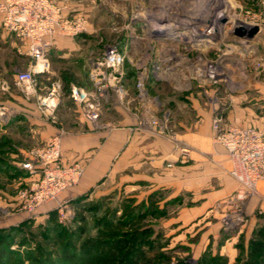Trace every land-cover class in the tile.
<instances>
[{"label":"rangeland","instance_id":"1","mask_svg":"<svg viewBox=\"0 0 264 264\" xmlns=\"http://www.w3.org/2000/svg\"><path fill=\"white\" fill-rule=\"evenodd\" d=\"M58 1L86 16L88 29L73 53L45 58V70L34 72L32 83L16 80L33 62L0 26V159L11 162L0 164V264H264V253L252 246L264 247V215L258 204L249 208L257 193L237 201L233 192L190 216L187 211L197 206L190 196L169 198L162 190L149 193L146 185L133 191L113 174L74 197L69 191L84 167L63 163L60 148V165H80L81 176L56 199L37 203L44 169L31 155L60 139L57 134L40 142L34 118L54 116L59 100L66 110L74 103L71 86L96 92L91 76L102 79L92 126L108 117L109 130L116 128L115 90L119 95L121 85L132 86L135 129L169 136L177 152L182 144L159 116L160 106L191 114L202 108L212 114V124L219 117L223 125H229L225 118L233 105L263 115L252 99L264 93V0ZM211 13L218 14L216 21ZM251 25L258 27L251 39L236 34ZM110 46L123 57L115 69L103 64ZM50 68L61 80L60 91L44 97L41 90L55 79L44 75ZM50 95L55 107L46 110L42 103ZM154 104L156 112L148 108Z\"/></svg>","mask_w":264,"mask_h":264},{"label":"crops","instance_id":"2","mask_svg":"<svg viewBox=\"0 0 264 264\" xmlns=\"http://www.w3.org/2000/svg\"><path fill=\"white\" fill-rule=\"evenodd\" d=\"M4 33L20 43V50L24 49L20 41ZM80 37H83L82 34L72 39H59L45 53V58L51 61L55 56L73 53L76 40ZM47 74L55 79H52L51 88L43 87L41 91L44 97L49 90L57 95L61 80L52 68L44 72V75ZM120 88L119 95L115 90L118 102L114 121L118 126L112 130L108 128V117H101L98 125L94 127L83 117L76 103L71 102L65 110V105L60 100L54 116L34 118L40 142L60 134L63 163L83 164L84 173L79 183L70 189V195L81 196L94 188L100 180L114 174L118 182L130 186L133 191L139 189L141 192L146 185L149 193L162 190L169 198L182 196L186 199L190 196V203L197 206L190 208L187 213L197 215L216 202L225 200L237 189L238 183L228 174L230 160L224 148L214 142L210 111L196 108V112L191 114L193 111L175 109L171 112L166 106L163 105L162 109L160 106L159 116L168 120L166 126L175 128V141L190 149L188 159L182 160L169 136L159 135L151 128L147 131L135 129L137 119L134 88L128 85H121ZM260 94L252 100L259 102L264 111V93ZM156 107L157 104H154L148 108L156 112ZM245 110L239 112L233 105L228 110L225 122L232 126L253 127L264 131V112L257 116L252 108ZM241 114L250 119L240 118ZM0 160L3 161L0 164H11L9 159ZM20 179L28 180L25 176ZM257 204L260 214L264 215V182H260L257 196L250 200V210Z\"/></svg>","mask_w":264,"mask_h":264},{"label":"built area","instance_id":"3","mask_svg":"<svg viewBox=\"0 0 264 264\" xmlns=\"http://www.w3.org/2000/svg\"><path fill=\"white\" fill-rule=\"evenodd\" d=\"M0 26L8 34L23 44L22 53L32 60L31 67L16 74L19 83H32L34 72L45 70V53L59 39H72L87 32L88 20L82 14L73 13L58 0H0ZM123 62L118 49L110 46L106 49L103 64L107 69H115ZM96 92L90 94L71 86L69 98L80 105L84 117L95 122L98 118L97 100L101 96V80L91 76ZM51 96H47L42 105L52 110ZM154 123V121L152 122ZM214 142L221 145L228 156L231 168L228 174L238 183L233 199L245 201L257 193V185L264 181V131L253 127L223 125L219 117L212 124ZM161 131V127H159ZM59 137L48 143L46 148L37 149L31 155L44 169V178L35 190L37 203L54 200L65 189L74 186L81 176L80 165L63 167L59 163ZM179 157L186 160L190 149L186 145L179 148Z\"/></svg>","mask_w":264,"mask_h":264},{"label":"water","instance_id":"4","mask_svg":"<svg viewBox=\"0 0 264 264\" xmlns=\"http://www.w3.org/2000/svg\"><path fill=\"white\" fill-rule=\"evenodd\" d=\"M258 31V27L255 26V25H251L249 27H247L246 29L245 28H242V27H239L238 29H236V34L238 36H241L243 34H246V36L251 39L255 33H257Z\"/></svg>","mask_w":264,"mask_h":264},{"label":"trees","instance_id":"5","mask_svg":"<svg viewBox=\"0 0 264 264\" xmlns=\"http://www.w3.org/2000/svg\"><path fill=\"white\" fill-rule=\"evenodd\" d=\"M253 250L259 251V252H263L264 253V247L261 243L257 242V243H253Z\"/></svg>","mask_w":264,"mask_h":264},{"label":"bare ground","instance_id":"6","mask_svg":"<svg viewBox=\"0 0 264 264\" xmlns=\"http://www.w3.org/2000/svg\"><path fill=\"white\" fill-rule=\"evenodd\" d=\"M210 16L213 18V21H216L218 19V14L211 13ZM169 17V16H168ZM217 23V22H216Z\"/></svg>","mask_w":264,"mask_h":264}]
</instances>
